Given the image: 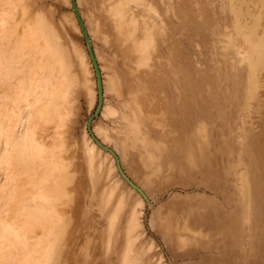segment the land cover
I'll return each mask as SVG.
<instances>
[{"label":"rangeland","instance_id":"1","mask_svg":"<svg viewBox=\"0 0 264 264\" xmlns=\"http://www.w3.org/2000/svg\"><path fill=\"white\" fill-rule=\"evenodd\" d=\"M75 2L118 161L72 1L0 0V264H264V0Z\"/></svg>","mask_w":264,"mask_h":264},{"label":"water","instance_id":"2","mask_svg":"<svg viewBox=\"0 0 264 264\" xmlns=\"http://www.w3.org/2000/svg\"><path fill=\"white\" fill-rule=\"evenodd\" d=\"M72 1V5H73V9H74V12H75V15H76V19H77V22L79 24V28H80V31L83 35V38L85 40V44H86V47H87V50H88V54H89V57L91 59V62H92V65H93V68H94V71H95V74H96V82H97V87H98V103H97V109L95 111V113L90 116L88 118V121H87V128H88V132L91 136V138L93 139V141L98 145L100 146V148H102L103 150L107 151L109 154H111L112 156L115 157V159L118 161V157L115 153L114 150H112L111 148L107 147L106 145H104L96 136L95 134L92 132L91 130V121L93 120V118L97 115V113L99 112V108L102 106V100H103V85H102V78H101V73H100V69H99V66H98V62H97V59H96V56H95V53H94V50H93V47H92V42H91V39H90V36L86 30V27H85V24H84V21L83 19L81 18V15H80V12L77 8V5H76V2L75 0H71ZM118 170L120 172V174L123 176V178L133 187L135 188L144 198L146 201H148V198L146 196V194L142 191V189H140L136 184H134L123 172L121 166L119 165V162H118Z\"/></svg>","mask_w":264,"mask_h":264},{"label":"bare ground","instance_id":"3","mask_svg":"<svg viewBox=\"0 0 264 264\" xmlns=\"http://www.w3.org/2000/svg\"><path fill=\"white\" fill-rule=\"evenodd\" d=\"M72 8H73V5H72ZM73 12H74V9H73ZM74 15H75V12H74ZM75 18H76V15H75ZM77 20V19H76ZM80 29V28H79ZM31 30V29H30ZM24 37L26 38V36L24 35ZM23 37V38H24ZM27 39V38H26ZM38 39V38H37ZM47 51H49V53H51L50 52V50L48 49ZM47 55H48V53H47ZM52 55V54H51ZM91 61V60H90ZM93 66V65H92ZM63 76V75H62ZM64 77V76H63ZM95 84H96V99L98 100V87H97V82L95 81ZM22 99V98H21ZM100 109H101V107L99 108V111H100ZM87 125V124H86ZM11 132H13V131H11ZM9 136V135H8ZM94 145L95 146H97V144L94 142Z\"/></svg>","mask_w":264,"mask_h":264}]
</instances>
